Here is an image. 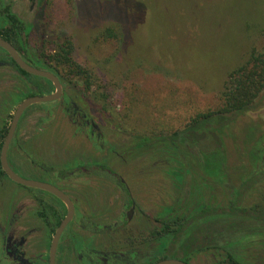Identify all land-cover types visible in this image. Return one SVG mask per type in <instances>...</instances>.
<instances>
[{
    "label": "rangeland",
    "instance_id": "374dc122",
    "mask_svg": "<svg viewBox=\"0 0 264 264\" xmlns=\"http://www.w3.org/2000/svg\"><path fill=\"white\" fill-rule=\"evenodd\" d=\"M6 8L23 27L20 49L31 66L41 69L39 56L54 49L43 32L72 41L73 59L91 73L93 84L85 90L71 78L66 96L100 134L97 140L88 130H75L60 105H32L21 125L28 161L17 175L55 184L58 172L71 179L72 169L78 170L76 177L81 166L104 161L120 175L134 202L127 231L144 243L174 189L154 166L151 147L139 148L138 138L179 130L196 114L217 106L229 72L252 49L264 46V0H0V27L5 29L10 25L2 14ZM107 29L115 30L117 39L104 41L101 33ZM8 86L2 89L0 112L11 118L32 92ZM263 134L264 101L228 131V167L236 181L246 172L248 145ZM109 177L113 180L115 174ZM83 184L73 198L84 212L118 216L124 210L128 196L119 185L106 182L98 190ZM255 197L264 203V189ZM190 263L210 261L198 256Z\"/></svg>",
    "mask_w": 264,
    "mask_h": 264
},
{
    "label": "trees",
    "instance_id": "16d2710c",
    "mask_svg": "<svg viewBox=\"0 0 264 264\" xmlns=\"http://www.w3.org/2000/svg\"><path fill=\"white\" fill-rule=\"evenodd\" d=\"M2 14L10 25L0 27V39L21 52L22 25L8 8ZM101 34L104 41L117 39L113 29ZM42 36L54 49L39 56L44 66L40 68L55 75L62 86L75 78L90 89L91 73L74 61L72 41L61 33L46 31ZM10 63L32 92L29 97L48 93V80L25 73L11 59ZM263 92L264 46L252 49L229 72L214 109L196 114L179 130L138 138L139 148L151 147L154 166L174 189L155 220L146 264L165 259L191 264L198 256L208 257L209 264H264V203L255 197L264 189V134L250 140L244 155L246 172L238 181L229 172L226 144L234 123L263 106Z\"/></svg>",
    "mask_w": 264,
    "mask_h": 264
},
{
    "label": "flooded vegetation",
    "instance_id": "af4514ba",
    "mask_svg": "<svg viewBox=\"0 0 264 264\" xmlns=\"http://www.w3.org/2000/svg\"><path fill=\"white\" fill-rule=\"evenodd\" d=\"M44 37L42 36L43 39ZM11 46L13 47L12 44ZM0 50V99L5 97L1 96L2 89H7L11 84L14 89L15 85H19L23 90H29L24 79L13 69L9 55L3 49ZM15 51L21 59L24 57L21 52L16 49ZM8 76H16L17 81L12 78L8 80ZM61 87L62 95L59 100L52 102L54 106L51 109L60 105L62 114L72 121L75 130L80 132L88 130L90 137L99 140L98 127L88 114L66 96V87L62 85ZM50 89L52 92L49 90L43 95L52 94L54 92L52 85ZM4 105L9 104L5 102ZM27 110L28 108L19 118L6 150L7 164L16 175V172L28 161L24 151L28 144L24 141V132L21 133V125ZM14 113L9 118V115L0 112V264H50V245L56 230L66 217L67 209L64 203L49 192L40 189L27 190V187L11 181L3 171L1 156ZM37 132L38 130L34 134ZM79 170L81 174L74 177L78 170L72 169L71 179L63 176V172H58L55 184H48L64 193L72 202L74 209L72 219L59 238L55 264H146L149 260L148 251L152 247V238L150 235V238L143 243V240L138 239L136 232L131 235V232L127 231L135 206L120 175L106 168L104 161L81 166ZM106 172L109 175L115 174L114 179H110L109 176L108 178ZM75 179L78 182L74 181ZM80 182L88 188L98 190L101 186H105L106 182L119 183L128 196V200L124 197V210L120 211L118 216H112L105 210L84 212L76 205V199L73 198V194H77V190L82 188L79 187ZM104 240H107V245Z\"/></svg>",
    "mask_w": 264,
    "mask_h": 264
},
{
    "label": "water",
    "instance_id": "95a60500",
    "mask_svg": "<svg viewBox=\"0 0 264 264\" xmlns=\"http://www.w3.org/2000/svg\"><path fill=\"white\" fill-rule=\"evenodd\" d=\"M0 48L3 49L9 55V57L17 65V67L19 69H21L22 71H24L25 73H27L29 75L44 78V79L48 80L54 88V92L52 94L29 97V98L25 99L24 101H22L18 105V107L14 113L11 125H10V129L8 132L7 139L5 140V143H4L2 156H1V165H2L3 171L6 173V175L9 177V179L11 181H13V182H15L21 186L27 187V188H35V189H40V190L49 192L50 194L54 195L62 203L65 204L66 209H67L66 217L61 222L58 229L56 230L55 235H54L52 242H51V245H50V250H49L50 264H55V254H56V250H57L58 241H59V238H60L63 230L65 229L66 225L72 219V216L74 213L73 204L70 201V199L64 193H62L60 190H58L57 188H55L51 185L36 182V181H31V180H25V179L18 177L9 168V166L7 164L6 150H7V147L9 145V142L11 140V137L13 135V132L15 130V127L17 125V122H18L19 118L21 117V115L23 114V112L28 107H30L32 105L41 104V103H52V102L59 100V98L62 95V87H61L59 79L55 75H53L52 73H50L48 71L41 70V69L35 68V67L27 64L24 60L21 59V57L17 54V52L11 46V44L6 42L5 40L0 39ZM155 264H186V263H184L180 260H175V259H165V260H161Z\"/></svg>",
    "mask_w": 264,
    "mask_h": 264
}]
</instances>
